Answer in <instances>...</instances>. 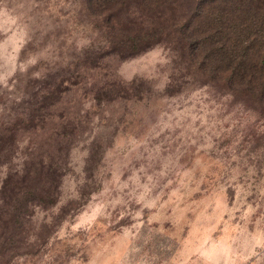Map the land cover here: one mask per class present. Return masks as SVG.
<instances>
[{"label": "rangeland", "instance_id": "374dc122", "mask_svg": "<svg viewBox=\"0 0 264 264\" xmlns=\"http://www.w3.org/2000/svg\"><path fill=\"white\" fill-rule=\"evenodd\" d=\"M83 6L0 0V264H264V116L197 80L168 94L162 46L76 64ZM105 75L149 94L96 96ZM41 158L52 195L6 224V185Z\"/></svg>", "mask_w": 264, "mask_h": 264}, {"label": "trees", "instance_id": "16d2710c", "mask_svg": "<svg viewBox=\"0 0 264 264\" xmlns=\"http://www.w3.org/2000/svg\"><path fill=\"white\" fill-rule=\"evenodd\" d=\"M83 2V9L93 18V34L76 58V64L87 69H105L111 60L123 61L162 46L168 50L175 69L169 75L168 94L177 92L180 83L197 80L264 116V0ZM138 81L134 78L124 82L116 75H105L96 96L145 97L150 90L141 88ZM50 98L47 91L32 110L52 104L53 99L48 102ZM36 116L33 112L32 117ZM44 119L39 121L45 122ZM3 131L5 128L0 129V141ZM61 169L55 158H41L29 167L20 165L10 189L11 181L6 185L5 223H20L28 215V206L48 202Z\"/></svg>", "mask_w": 264, "mask_h": 264}]
</instances>
